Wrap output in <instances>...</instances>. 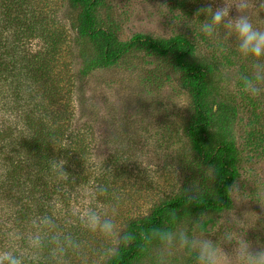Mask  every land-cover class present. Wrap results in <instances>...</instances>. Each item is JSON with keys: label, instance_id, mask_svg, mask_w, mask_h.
I'll return each mask as SVG.
<instances>
[{"label": "rangeland", "instance_id": "374dc122", "mask_svg": "<svg viewBox=\"0 0 264 264\" xmlns=\"http://www.w3.org/2000/svg\"><path fill=\"white\" fill-rule=\"evenodd\" d=\"M24 1L44 38L32 45L44 47L47 54L51 49L54 54L48 58L50 77L55 81L57 102L72 110L67 123L69 133L78 132L84 137L88 150L79 156L80 162L85 161L82 172L86 180L65 194V202L50 193V197L44 196L42 202L48 214L43 216L50 214L65 233L78 241V251L64 257L67 264H103L118 241L84 229L80 215L85 208L92 206L112 216L124 232L130 220L145 218L162 201L202 182L210 183L211 172L197 164L184 133L192 115L190 98L179 87L180 74L167 59L145 51L134 50L109 67L80 74L82 61L93 63L96 54L85 39L74 41L72 37L77 13L66 0ZM262 3L264 0H253L254 7L248 14L264 30V22H257V18L264 20ZM209 4L222 7L223 0H102L95 16L97 25L113 32L121 43L135 36L183 38L193 48L188 62L208 68L204 104L210 110L211 121L206 141L210 148L222 142L233 147L235 178L230 189L235 185L239 196L235 200L229 196L228 207L219 212L174 213L175 224L169 214L166 228L191 227L203 215L208 238L220 241L226 253L235 245L222 240L225 229L243 231L256 250L264 248V93L253 98L240 87L238 76L250 74L251 67L250 61L241 58L233 37L224 29L213 37L201 32L205 16L197 17L196 12ZM237 15L235 7L230 9L229 18ZM54 155L63 159L64 152L55 151ZM94 155L104 157L105 171ZM53 179L62 180L56 176ZM100 187L106 189V194L94 195L93 190ZM32 194L34 198L40 196L35 188ZM9 204L0 201L2 219L8 218V210L2 206ZM65 206L68 211H64ZM222 218L226 223L217 224ZM33 230L27 226L25 232L12 231L22 238L10 240L9 247L30 258L28 236ZM155 247V242L147 243L132 264H155ZM0 248L8 247L0 244ZM40 261L52 264L47 249ZM169 264L193 261L178 251L169 258Z\"/></svg>", "mask_w": 264, "mask_h": 264}, {"label": "trees", "instance_id": "16d2710c", "mask_svg": "<svg viewBox=\"0 0 264 264\" xmlns=\"http://www.w3.org/2000/svg\"><path fill=\"white\" fill-rule=\"evenodd\" d=\"M66 1L77 13L72 31L74 41L85 39L96 54L93 63L82 61L80 74L92 68L109 67L134 50L167 59L180 74L179 87L187 92L192 107L184 133L197 164L211 172L209 184L202 182L162 201L145 218L130 220L124 232L138 234L150 227L166 228L167 215L181 211L199 215L226 209L228 191L235 178L234 150L223 142L211 148L207 145L211 115L204 99L209 70L204 65L188 62L193 54L192 46L183 38L155 40L144 36L121 43L113 32L97 25L95 10L102 0ZM0 8V201L12 204L2 206L7 208L8 218L0 216V244L9 247L12 231L25 232L27 226L32 230V221L48 214L42 202L44 196L50 197V193L65 202V194L86 180L82 172L85 161L80 162L79 156L88 150L84 137L78 132L69 133L67 123L72 110L57 102L55 81L50 77L51 59L48 58L54 54L51 49L47 54L44 47L32 45L44 38L34 26L35 20H31L25 1L0 0ZM49 45L53 47L54 43L51 41ZM61 150L66 161L64 171L69 178L56 181L51 160H59L54 152ZM33 188L40 194L37 198L33 197ZM64 211H68L67 206ZM146 245L139 236L128 244L118 242L116 252L103 264H132ZM39 264L44 263L39 260Z\"/></svg>", "mask_w": 264, "mask_h": 264}, {"label": "clouds", "instance_id": "9594fccd", "mask_svg": "<svg viewBox=\"0 0 264 264\" xmlns=\"http://www.w3.org/2000/svg\"><path fill=\"white\" fill-rule=\"evenodd\" d=\"M233 7L238 15L229 18L230 9ZM253 7V0H232L231 3L223 0L222 7L213 8L209 4L198 9L196 16H205V20L200 23V30L204 35L217 36L220 30L224 29L226 35L235 39L238 53L241 58L250 61L251 67L250 74L238 76L239 85L247 95L256 98L264 93V30L257 27L248 14L249 9ZM260 8H264V3ZM257 22L264 20L257 18ZM94 160L103 168L104 157L94 155ZM65 164L66 161L63 159L51 160V169L57 179L69 178L68 173L64 171ZM93 194L105 195L106 189L103 187L94 189ZM228 195L235 200V197L239 196L238 188L234 185L229 189ZM176 219V215L171 214L173 224ZM205 219L201 215L191 227H150L137 234L122 232L112 216L89 206L82 211L80 224L90 232L100 233L106 239L115 238L123 244L133 242L137 236L147 243L155 242V264H169V258L178 251L191 258L193 264H264V248L253 250L252 244L244 238L243 231L233 232L225 229L226 236L222 240L235 245L230 253H226L220 241L213 242L208 238V229L204 227ZM225 223L223 218L217 221L220 225ZM32 225L34 230L28 236L27 248L30 258L14 247L0 248V264H39L46 249L52 264H67L64 257L69 252L78 251L80 247L78 241L71 234L65 233L52 216L37 217L32 221ZM21 238L19 233L10 234L12 240ZM112 251L116 252V249Z\"/></svg>", "mask_w": 264, "mask_h": 264}]
</instances>
